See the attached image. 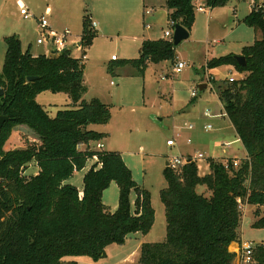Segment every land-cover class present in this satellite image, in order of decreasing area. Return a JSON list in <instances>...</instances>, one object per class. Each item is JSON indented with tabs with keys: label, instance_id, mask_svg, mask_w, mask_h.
Here are the masks:
<instances>
[{
	"label": "trees",
	"instance_id": "obj_1",
	"mask_svg": "<svg viewBox=\"0 0 264 264\" xmlns=\"http://www.w3.org/2000/svg\"><path fill=\"white\" fill-rule=\"evenodd\" d=\"M169 21L191 31L199 0H165ZM206 7L231 0H203ZM242 22L260 33L243 48L247 64L234 54L212 58L208 69L231 65L241 77L234 82L209 79L224 111L241 140L246 158L210 160V172L199 174L191 162L178 170L165 168L167 187L161 192L167 217L164 241L144 242L139 264H233V242L241 245L244 213L240 202L255 206L253 226L264 228V10L258 3ZM97 36L90 14L83 16L81 44L84 55ZM5 62L0 71V115L8 117L0 133V264H79L68 257H106L109 245L123 244L136 233H148L155 221L151 194L139 186L119 151L89 148L106 135L89 127L108 124L110 104L98 98L83 99L85 59L66 49L53 55L34 56L23 51L17 35L5 37ZM177 62L170 39L146 40L139 58L122 59L144 75L149 63ZM109 66L108 71L114 72ZM29 77H36L28 80ZM45 91L66 93L72 103L55 117L37 102ZM27 125L37 134L24 149L5 150L11 130ZM86 145L82 148L81 145ZM97 158L83 177V190L68 182ZM38 167L26 175L29 164ZM112 182L119 187L118 208L111 212L103 193ZM206 186L209 196L198 193ZM136 192L134 204L131 192ZM82 193V194H81ZM253 243V242H252ZM254 244L253 261L264 264V244Z\"/></svg>",
	"mask_w": 264,
	"mask_h": 264
},
{
	"label": "rangeland",
	"instance_id": "obj_2",
	"mask_svg": "<svg viewBox=\"0 0 264 264\" xmlns=\"http://www.w3.org/2000/svg\"><path fill=\"white\" fill-rule=\"evenodd\" d=\"M23 1L34 17L26 19L21 14L17 0H0V59L5 56V36H19L24 45H32L34 52H38V49L47 50L45 45L37 43L40 34L38 19L47 8L51 10L46 16L49 25L56 24L62 31L70 29L74 35L81 30L85 12L91 13L92 22L97 24L99 32L85 55L84 83L87 91L84 98L90 100L100 97L110 104L112 112L108 124H93L91 127L105 133V138L100 140L105 145L103 150L122 152L136 182L150 192L155 211L154 225L148 233H136L123 244L109 245L106 257L99 261H93L87 256L66 259L75 260L79 264H139L140 249L144 242L166 239L167 217L161 198V192L168 184L164 173L166 162L172 157L199 151L205 155V158L197 160L199 174L205 175L210 172L211 159L243 158L246 155L217 95L212 92L210 85L205 91H200L199 85L203 83L202 72L207 69L210 54L223 55L240 43H254L257 36L255 31L239 21L252 7L253 0H233L214 9L206 7V12L197 10L193 32L176 46L179 60L187 62L188 66L181 73H175V64L162 61L150 64L143 76L134 74L136 68L131 65L118 66L120 61L113 62L112 55L122 59L125 58L124 54H137L138 47L132 39L135 36L141 38L143 29L153 37L161 36L166 30H173L165 0H144L145 6L153 9L151 15H145V8L143 10L141 6L143 0H140V19L135 9L138 7L123 6L105 13L101 10L102 0ZM146 24L151 28H146ZM79 38H74V41L78 43L81 40ZM215 40H220V43ZM72 55L82 58L83 51L74 46ZM3 61L0 60V63ZM109 66L115 68L113 73L108 71ZM208 71L218 79L240 74L231 65H222ZM193 89L198 92L196 98L192 96ZM39 99L52 117L56 110L73 104L70 96L63 92L45 91ZM208 110L213 116L206 114ZM210 124L213 128L206 129ZM37 137L33 130L18 125L11 130L4 149H24L28 141ZM168 140L175 141V145L169 146ZM89 148H96V143L92 142ZM95 159L88 163L93 165ZM36 167L30 163L25 174H34L37 172ZM84 173L76 172L70 180L71 184L81 188L80 191L83 190ZM197 192L210 195L206 186H198ZM130 197L131 201L135 200L134 190ZM103 202L111 212L118 208L117 183L113 182L104 191ZM243 213L240 231L243 240L247 242H241L240 248L248 241L264 244V228L253 226L255 217L252 207L247 206ZM233 247L238 249L239 246Z\"/></svg>",
	"mask_w": 264,
	"mask_h": 264
},
{
	"label": "crops",
	"instance_id": "obj_3",
	"mask_svg": "<svg viewBox=\"0 0 264 264\" xmlns=\"http://www.w3.org/2000/svg\"><path fill=\"white\" fill-rule=\"evenodd\" d=\"M19 1L20 0H17V3L19 4ZM24 4H25V2L23 1V0H21ZM68 1H70V0H68ZM67 1V2H68ZM233 0H231L230 2H232ZM199 2L200 3H202V4H205L204 3V1L203 0H199ZM229 2V3H230ZM255 3H258V4H260V5H264V0H253V2H252V7H253V4H255ZM26 5V4H25ZM123 6H128V7H138V8H135L136 9V11L138 10V15H139V19H140V0H102V7H101V10L103 11V12H109V11H111L112 9H116V8H120V7H123ZM141 6H142V8H143V10H144V8H145V10H144V13H145V15H151V14H153V9L152 8H148L147 6H145V1L143 0V4H141ZM165 6H166V1H165ZM20 7V6H19ZM252 7L249 9V11L247 12V14H245V16H247L251 11H252ZM167 8V7H166ZM211 9H214V8H211ZM148 10H151L152 12L150 13V14H148L147 13V11ZM46 11H48V13H47V15L49 14V12L51 11L50 10V8H47L46 9ZM46 11H45V13L42 15V16H45V14H46ZM136 11H135V13H136ZM197 11V10H196ZM207 11V9L205 10V11H201V12H206ZM167 15H168V19H169V11H168V9H167ZM84 16V15H83ZM90 16H91V13H90ZM209 18H210V13H209ZM245 16H243V18L245 17ZM243 18H241L239 21L240 22H242V20H243ZM142 19V18H141ZM91 20H92V18H91ZM196 20V19H195ZM170 22V21H169ZM239 22V23H240ZM50 26V29H52V30H54V31H58V32H60V31H62L61 29L62 28H58L57 27V25L56 24H53V25H49ZM81 30H80V32L79 33H77L76 35H74L73 33H72V37H71V41H74L75 39L74 38H76V37H80L79 39H81V36H82V33H83V17H82V20H81ZM145 27L146 28H151L150 26H149V24L147 25H145ZM193 29L195 28V25H194V27H192ZM60 29V30H59ZM96 31H97V36H98V32H99V30H98V28H97V24H96ZM193 29L190 31L191 33L193 32ZM253 29V28H252ZM64 30V29H63ZM254 30V29H253ZM255 31V30H254ZM255 33H256V37H255V40L256 39H258V38H260V36H261V34L260 33H258V32H256L255 31ZM165 33L164 34H162L161 36H159V37H153V36H150V34H148V32H147V30L146 29H143V32H142V34H141V38L140 37H138V36H135L133 39H132V42H134V43H136L137 44V47H138V52H137V54H124V56H125V58H122V59H135V58H139L140 56H141V52H142V44H143V42L144 41H146V40H157V39H167V38H165ZM97 36L95 37V39L97 38ZM5 37H7V36H5ZM20 38V37H19ZM94 39V40H95ZM20 40H21V42H22V48H23V51H26V50H28L29 48H30V51H31V53L34 55V56H38V55H40V54H45V55H49V51H50V53L51 52H53L52 51V49H51V47L49 46V45H47V44H45V46H46V48H47V50H44V49H41V50H39L38 49V52H34V50H33V48H32V45H24V43H23V41H22V39L20 38ZM93 40V41H94ZM76 41V40H75ZM74 41V42H75ZM216 41V43H220V40H215ZM255 42V41H254ZM93 44V43H92ZM209 44L211 45L212 43L211 42H209ZM247 45H249V43L247 44V43H245V42H243V43H240L238 46H236V48H233L232 50H227V51H229V52H227L226 54H223V55H220V54H210L209 56H208V58H207V62L210 60V59H212V58H218V57H222V56H226V55H228V54H234V55H242V51H243V48L245 47V46H247ZM251 45V44H250ZM91 47V46H90ZM89 47V48H90ZM88 48V49H89ZM71 49L73 50V47H71ZM6 50H7V45H6ZM72 50H71V52H72ZM82 51H83V49H82ZM84 52V51H83ZM177 52V51H176ZM86 53H87V51H86ZM5 55H6V51H5ZM86 55V54H85ZM85 55H84V53H83V56H82V58L83 59H86L85 58ZM113 56L114 55H112V61L113 62H118V61H121L122 59H119L118 57H116V59H113ZM76 57V56H75ZM4 59V61L2 62V63H0V71L2 70V68H3V66H4V62H5V56H4V58H2V59H0L1 61ZM179 60V55H178V53H177V61ZM150 64H158V63H149L148 64V66L150 65ZM207 64V63H206ZM129 65V64H128ZM85 66H86V63H85ZM147 66V67H148ZM207 67V66H206ZM146 70V69H145ZM208 70H210V69H206L205 71H204V73H202V75H203V83H207L208 84V87H209V85H210V88H211V84L209 83V79L211 78V77H213V78H215V79H217V80H223V79H218V78H216L214 75H213V73L212 72H210V71H208ZM133 73V72H132ZM134 74H136L137 76H140V75H138L137 74V70L135 69V73ZM144 74H145V72H144ZM84 75H85V69H84ZM239 77H241V74H239L238 75V78ZM165 78V76H163V78L162 79H164ZM226 80H228V77L226 78ZM202 83V84H203ZM201 85V84H200ZM87 87V86H86ZM207 87V88H208ZM206 88V89H207ZM194 90H196V89H193L192 90V92L194 91ZM211 90H212V88H211ZM205 91V90H204ZM191 92V93H192ZM213 92V91H212ZM214 93V92H213ZM42 94V93H41ZM41 94H39L38 96H37V102L39 103V104H41L44 108H45V110H47L46 109V107H45V105L40 101V99H39V97L41 96ZM215 95H217V94H215ZM194 97V96H193ZM197 97V96H196ZM196 97H194V98H196ZM94 98H98V97H94ZM94 98H92V99H94ZM217 98L219 99V97H218V95H217ZM83 99L84 100H86L85 98H84V96H83ZM98 99H100L102 102H104V103H107L108 104V102H106V101H104V100H102V98H98ZM91 100V99H90ZM90 100H86V101H90ZM220 101V100H219ZM221 102V101H220ZM221 104H222V102H221ZM222 108H223V111H224V107H223V104H222ZM56 111H58V110H56ZM54 112L53 113V117H55V115H56V113L57 112ZM47 112L49 113V115L51 116V113L47 110ZM224 113H225V111H224ZM226 114V113H225ZM212 116H213V114H212ZM227 116V115H226ZM52 117V116H51ZM19 126H26L27 128H29L27 125H19ZM233 126V125H232ZM90 129H93V127H89ZM30 129V128H29ZM97 131V130H96ZM98 132H101V133H104V132H102V131H98ZM105 134V133H104ZM105 138V137H104ZM103 138V139H104ZM102 139V140H103ZM240 140V139H239ZM92 143V142H91ZM90 143V144H91ZM96 143V148H94V149H99L98 147H97V145L99 144V143H101L100 141L99 142H95ZM101 144H103V147L100 149V150H103L104 149V143H101ZM81 147L82 148H85L86 147V145H84V144H82L81 145ZM122 153V152H121ZM188 154H191V153H187L186 155H188ZM123 156V159H124V161L126 162V160H125V156L124 155H122ZM243 158H246V155H245V157H243ZM243 158H228V157H226V158H224V159H219V158H217L218 160H227V159H237V160H239V161H241ZM96 160H97V158L95 159V161H93V163L94 162H96ZM168 162V161H167ZM166 162V163H167ZM126 164L128 165V163L126 162ZM129 166V165H128ZM91 167V165H90V163H88L87 164V166H86V168L85 169H83L82 171H85V173L87 172V170L89 169ZM130 167V166H129ZM37 168V172H38V167H36ZM37 172H35L34 174H36ZM84 173V174H85ZM83 177H84V175H83ZM70 180L71 179H69L68 180V182L70 183ZM113 183V182H112ZM79 189H81L80 187H78ZM103 195H104V193H103ZM134 202H135V200H133L132 201V204H134ZM105 204V203H104ZM247 206H250V207H252V211H253V213H254V211H255V209H256V207L255 206H252V205H246V207ZM262 209H264V208H262ZM255 217V216H254ZM242 242L243 243H245V242H247V241H244L243 240V238H242ZM249 242V241H248ZM251 242V241H250ZM234 245H238L239 247H238V249L236 248H234L233 246ZM241 247V245L238 243V242H233L230 246H229V250H230V252H232V253H235L236 254V258L234 259V261H233V264H240V253H241V250H242V248H240ZM141 250V249H140ZM136 252V251H135ZM134 253V252H133ZM139 257H140V254H139ZM136 264H137V262H136Z\"/></svg>",
	"mask_w": 264,
	"mask_h": 264
},
{
	"label": "built area",
	"instance_id": "obj_4",
	"mask_svg": "<svg viewBox=\"0 0 264 264\" xmlns=\"http://www.w3.org/2000/svg\"><path fill=\"white\" fill-rule=\"evenodd\" d=\"M196 5V10L198 11H205L206 10V5L200 3L199 1H197L195 3ZM19 6H20V11L21 14L26 18V19H30L32 17H34V14L30 13V11L28 10L27 6L20 0L19 1ZM262 9L264 10V5H261ZM152 11L148 10L147 13L150 14ZM48 11H46L45 16H42L40 19H38V23H39V28H40V34L37 40V43L39 45H49L52 49L53 52L50 53V51L48 52L49 55H53L56 53H61L66 49L72 50L71 47H77V49H82V44H81V40L77 43L74 41H71V37H72V32L70 29H65L64 31H54L52 29H50L49 23L46 19ZM171 27L173 28V30H166L165 31V38L170 39L172 41L173 39V34H174V24L172 22H170ZM92 28L95 29L96 28V23L92 22ZM113 59H116V56H113ZM188 66L187 62L179 60L175 63L174 66V72L175 73H181L182 70ZM232 73V72H231ZM238 78V75H233L231 74L228 77V81L229 82H234L236 79ZM198 95L197 90H194L192 92V96L196 97ZM206 114L208 116H212L211 111L208 110L206 112ZM192 125L189 126L190 129H192ZM212 125H208L206 126V129H212ZM167 144L169 146L175 145V141L173 140H168ZM230 144H227V146H229ZM97 147L99 149H101L103 147V144L99 143L97 145ZM205 158V155L202 152H195L194 154H188V155H183V156H177V157H172L168 160V167H170L173 170H178L180 169L183 165L187 164V163H191V162H196L198 159H203ZM240 164L239 160H235L234 161V166L238 167ZM246 208V205L243 204L242 202H240V209L242 211H244ZM253 248H254V244L252 242H248L246 244H244L242 246V256H241V264H250L253 261Z\"/></svg>",
	"mask_w": 264,
	"mask_h": 264
},
{
	"label": "water",
	"instance_id": "obj_5",
	"mask_svg": "<svg viewBox=\"0 0 264 264\" xmlns=\"http://www.w3.org/2000/svg\"><path fill=\"white\" fill-rule=\"evenodd\" d=\"M190 37V31L187 30L184 26L180 25V24H176L174 27V34H173V39L172 42L175 46L179 45L182 41L188 39ZM235 59L236 61L240 64L245 66L247 64L246 61V57L243 55H235ZM204 73V72H202ZM36 77H29L28 80H33ZM208 87L207 83H203L201 85H199V89L200 91H204L206 90V88ZM4 94V89L2 87H0V96H2ZM8 117L5 115H0V133L2 131L3 125L4 123L7 121ZM166 165L168 166V163H166Z\"/></svg>",
	"mask_w": 264,
	"mask_h": 264
}]
</instances>
